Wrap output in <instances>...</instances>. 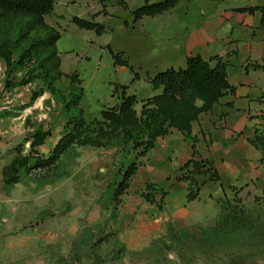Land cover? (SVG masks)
I'll list each match as a JSON object with an SVG mask.
<instances>
[{"label":"rangeland","instance_id":"374dc122","mask_svg":"<svg viewBox=\"0 0 264 264\" xmlns=\"http://www.w3.org/2000/svg\"><path fill=\"white\" fill-rule=\"evenodd\" d=\"M74 1L75 5L60 9L62 19L53 14L46 17V24L54 26L59 19L54 29L61 35L59 71L76 73L80 85L55 74L20 85L30 77L29 71L34 77L42 73L34 60L18 63L27 46L17 38L22 22L11 32L16 45L10 72L0 59V264H264V181L228 189L219 199L211 198L209 205L204 201L195 208L184 206L193 219L180 225L172 219L174 206L167 196L171 178L176 181L178 174L170 176L169 183L164 179L155 183L138 182L136 173L115 199L123 173L146 161L140 156L142 149H134L120 135L104 148L75 144L48 167L35 169L37 156H32L29 168L19 171L18 182L5 184L4 167L29 155L36 132L49 133L37 149L38 159H51L55 145L79 118L78 110L83 109L84 121L94 128L101 121L100 112L114 107L112 95L119 96L113 92L115 85L122 86L131 77L128 71L117 72L106 48L119 47L123 37L117 30V35L97 36L72 22L74 17L91 20L82 11L92 1L98 9L106 8L107 15L123 12L113 1L106 5L98 0ZM127 4L133 11L140 3ZM99 20L110 23L104 17ZM43 36L37 30L30 39ZM128 86L130 92L135 89ZM135 90L140 97L152 92ZM139 108L140 104L138 112ZM256 118L252 141L260 155L257 167L264 174V115ZM175 193L171 197L180 201L181 191ZM199 213L205 216L194 218Z\"/></svg>","mask_w":264,"mask_h":264},{"label":"crops","instance_id":"0c3cea01","mask_svg":"<svg viewBox=\"0 0 264 264\" xmlns=\"http://www.w3.org/2000/svg\"><path fill=\"white\" fill-rule=\"evenodd\" d=\"M108 1H113L115 7L123 13L107 15L106 8L104 11L98 9L92 1L90 5L84 7L82 14H89L91 20L105 26L107 29L105 33L112 32L113 35H117L115 33L117 30L123 37L119 47L112 51L124 54L141 79L133 81V76L127 68H115L117 72L128 71L131 74L129 81L120 85L128 87L127 95L136 97L137 105L140 104L139 111L142 101L162 92L154 91L144 78L154 77L169 69H185L187 59L192 56H200L205 61H211L213 58L221 59L226 63L230 85L236 88L234 95L227 92L210 112L201 114L198 120L192 123L190 138H185L176 130L170 136L158 138L155 147L149 151L146 161L138 167L136 180L138 182L150 180L157 183L164 179L169 183L167 179L178 174L180 168L191 159L212 163L220 181L211 182L209 174L195 176L202 186L199 199L195 202L187 203V185L172 181L173 177L171 178L167 196L174 206L172 219L179 221L177 224L180 225L185 224L188 218L193 219L191 217L193 215L189 214L184 206L187 209L191 206L195 208L196 204H205L204 201L209 205L212 202L211 198L219 199L222 194H227L231 187L245 186L251 181L256 183L264 181L262 180L264 174L256 163L260 155L249 143L258 124L256 117L264 115V71L250 70L246 73L243 69L248 63H264L262 14L259 11L253 14L239 11L264 8V0L181 1L175 8L163 14L144 17L135 24H132V11H129L128 0L97 2L106 5ZM121 1L125 6L121 5ZM148 1L158 3L163 0ZM137 2L140 3L137 7L139 8L146 0H137ZM75 3L74 0H55L51 15L54 14L62 19L60 9ZM56 5L59 8L55 9ZM46 17L44 19L47 23ZM101 17L107 18L110 23L100 22ZM58 20L54 26L50 25L53 29L58 28ZM126 83L132 86V89L142 88V92L151 89L152 92L140 94L141 97L137 96V91L134 89L130 92ZM112 96L113 106L119 104L118 95ZM197 104L201 105L200 102ZM173 163L176 164L175 170H172ZM177 190L182 193L178 198L180 201L171 197ZM183 194L184 200L181 199ZM204 216L205 213H199L194 218L201 219Z\"/></svg>","mask_w":264,"mask_h":264},{"label":"trees","instance_id":"16d2710c","mask_svg":"<svg viewBox=\"0 0 264 264\" xmlns=\"http://www.w3.org/2000/svg\"><path fill=\"white\" fill-rule=\"evenodd\" d=\"M188 0H163L158 3L145 4L131 12L132 24H135L144 17H155L173 8L179 2ZM55 0H0V59L6 63L8 72L13 67L12 55L15 50L16 41H12L11 32L16 23H21L18 28V39L26 42L27 46L19 56L18 63L24 65L25 62L38 63V69L42 73L34 77L29 71L28 79L20 82L21 86H26L35 79L55 74L56 78L65 77L72 84H81L78 75H64L59 71L61 59L57 50V42L61 35L59 32L48 26L45 16L51 15L54 9ZM121 5L125 6L121 1ZM239 11L253 14L259 11L262 14L261 28H264V8L241 9ZM25 21V22H24ZM79 29L93 31L97 36H101L107 31L106 27L95 23L94 20H85L78 17L72 19ZM128 26L127 23H125ZM42 30L44 36L41 39H30L32 33ZM111 56L114 67H125L133 76V81L141 79L130 66L128 60L122 53H114L110 46L106 47ZM244 71H264V63H248L244 66ZM154 91L161 90V94L142 101L140 111L136 110L137 99L133 95H127L126 86L115 85L114 93H119V104L100 112L101 121L87 125L83 119V109L78 110V119L74 121L70 131L58 141L53 149L51 159H38L39 147L45 144L49 133L36 132L30 145V153L27 156H19L8 166L4 167L2 177L7 186L18 182V173L21 169H28L32 156L35 159V169L53 165L72 146H93L104 148L107 141L115 135H120L125 142H130L134 149H142L140 156L146 158L156 144L158 138L170 136L174 130L180 132L185 138H190L192 123L196 122L201 114L208 113L213 106L227 92L234 95L236 88L231 86L226 71V63L219 58L205 61L200 56H192L187 59L185 69H169L154 77H145ZM7 86H12L9 82ZM83 90L80 88L79 96L75 105L78 107L81 102ZM37 95H34V98ZM200 102L199 106L197 103ZM253 146V141L249 140ZM254 147V146H253ZM194 149V146H193ZM138 165H131L122 176L114 192L115 199L128 189V183L136 174ZM209 174L210 181L218 183L220 181L218 172L209 161H187L179 170L175 180L187 185V203L195 202L199 199L202 186L199 185L195 176ZM148 187V186H147ZM231 187L230 190H234ZM166 193H163L165 196ZM151 203L153 201L151 200Z\"/></svg>","mask_w":264,"mask_h":264}]
</instances>
